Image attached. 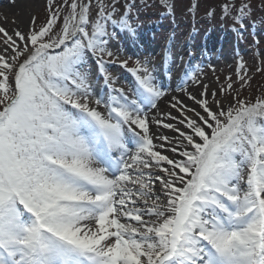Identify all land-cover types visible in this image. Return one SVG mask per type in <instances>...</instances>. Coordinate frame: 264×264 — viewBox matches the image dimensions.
Listing matches in <instances>:
<instances>
[{
	"label": "snow or ice",
	"instance_id": "snow-or-ice-1",
	"mask_svg": "<svg viewBox=\"0 0 264 264\" xmlns=\"http://www.w3.org/2000/svg\"><path fill=\"white\" fill-rule=\"evenodd\" d=\"M139 10L44 0L43 23L0 26V264H264V93L241 97L240 62L227 106L203 85L186 92L200 111L176 96L177 115L161 111L156 68L112 50L121 33L139 43ZM237 11L243 28L250 6ZM118 60L128 92L111 87Z\"/></svg>",
	"mask_w": 264,
	"mask_h": 264
},
{
	"label": "rangeland",
	"instance_id": "rangeland-1",
	"mask_svg": "<svg viewBox=\"0 0 264 264\" xmlns=\"http://www.w3.org/2000/svg\"><path fill=\"white\" fill-rule=\"evenodd\" d=\"M121 2L123 3L124 0H121ZM135 3L140 6V10L138 13L134 12V21L139 43L144 47L137 48L133 46L135 44L128 41L121 33L120 39L118 42H114L112 48L115 52L117 47L122 46L118 53L119 60L131 57L129 67H133L134 61L137 59L148 60L151 66H157L160 58L156 54L157 49L161 47V39L163 40L167 33H172L177 42L183 43L186 40L188 30L193 26L192 39L195 49H199L200 45L205 43H208L207 46L209 45L213 49L217 46L218 39H223L221 47L224 46L223 55L225 56L219 57V61L214 67H202V70L195 68L186 72L183 79L187 80L188 85H191V80L196 83L197 81L204 83L203 85L208 86L209 93L216 91L218 93L216 98L225 100V106H227L225 97L228 99L231 97L227 93L219 95V90L226 84L227 77H231L233 81H236L234 87L239 88L237 67L240 62H243L246 68L249 69L248 75L251 77V82L250 86L240 89L241 97L254 99L264 93V71H256L257 68H264V0H167V4L172 6V13L167 10L165 0H135ZM145 3L147 4L146 7L143 6ZM224 3L231 6V15L225 16L222 14L221 5ZM241 3H247L250 6V12L242 21L245 25L243 28H239L241 21L235 19L239 15L237 9ZM33 15L39 17L38 24L44 22V0H40ZM149 26H154L153 32L155 34H145L143 32V29ZM156 26H161L162 29L157 30ZM148 45L152 48L146 56H143V49ZM119 60L108 66L109 69L114 71L110 75L111 87L128 92L135 84V78L126 68L120 65ZM98 76L96 75L93 78V88L100 81ZM167 77L173 79L170 74ZM235 95V92L231 93V96ZM208 98L211 101V96Z\"/></svg>",
	"mask_w": 264,
	"mask_h": 264
},
{
	"label": "bare ground",
	"instance_id": "bare-ground-1",
	"mask_svg": "<svg viewBox=\"0 0 264 264\" xmlns=\"http://www.w3.org/2000/svg\"><path fill=\"white\" fill-rule=\"evenodd\" d=\"M39 3L40 0H0V26H4L10 33L17 28L22 31H28L30 28V18L33 16L35 7ZM173 67L169 69V72L175 73V69ZM166 72L167 71H163L162 73L157 72V83L161 85L166 92L165 99L160 103V110L165 112L171 110L167 101L171 97L176 96L186 105L196 107V110L200 111L199 107L187 98L186 92H190L192 95L198 97L200 91H203L202 85L204 83H200L198 81L196 83L194 80H191V85H188L187 80L183 79V75H174V79H168ZM171 111L173 115H177L175 110ZM152 130L153 132L167 135L170 138L176 135V133L171 130L163 129L162 127L154 126ZM162 151L164 154L172 155L166 150Z\"/></svg>",
	"mask_w": 264,
	"mask_h": 264
}]
</instances>
